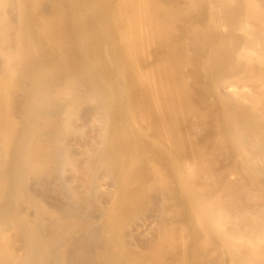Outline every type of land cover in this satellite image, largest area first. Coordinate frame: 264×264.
<instances>
[{
	"label": "bare ground",
	"instance_id": "1",
	"mask_svg": "<svg viewBox=\"0 0 264 264\" xmlns=\"http://www.w3.org/2000/svg\"><path fill=\"white\" fill-rule=\"evenodd\" d=\"M257 3L0 0V264H189L190 220L198 264H264V90H244L264 80ZM188 112L236 157L218 173L238 205L178 162Z\"/></svg>",
	"mask_w": 264,
	"mask_h": 264
},
{
	"label": "rangeland",
	"instance_id": "2",
	"mask_svg": "<svg viewBox=\"0 0 264 264\" xmlns=\"http://www.w3.org/2000/svg\"><path fill=\"white\" fill-rule=\"evenodd\" d=\"M257 4L264 5V0H257ZM200 15H204L206 9L201 5L199 8ZM239 9V4H236L232 9L225 12V15L235 12ZM261 16H264V9L260 12ZM192 75H195V71L192 70ZM195 81V80H194ZM201 82V81H196ZM244 90L246 92H261L264 90V80L255 88H250L245 86ZM214 101L210 95V91L204 87L196 85V93L193 96L192 100V110L202 111L207 110V106ZM181 127L186 135L187 139V148L186 150H180L176 153L177 160L180 164L184 162L186 164L187 173L196 172L199 170L200 166L205 170V175L207 172L211 178L204 177V183L207 186L208 192L212 195L219 196L224 198L228 195H233L236 199V205L239 204L240 200L244 198V190L240 183L234 182L232 187L229 188L223 183L222 178L218 173V168L222 170L228 164L236 162V157L225 149L224 143L221 141L215 140V132L213 128L209 127L203 123L201 116H195L192 112H188L182 120H180ZM198 145L200 152L190 150L188 145ZM201 155V156H200ZM200 160H204L207 164L205 166L200 165ZM260 196L259 192L254 193L253 198L249 200L250 205L258 204L257 198ZM219 198V199H220ZM185 226V225H184ZM220 227L225 229L231 228V222L226 218L221 220ZM186 231H188L187 243V261L189 264H198V257L200 255L199 246L196 244L194 236H191L190 233L194 230L198 232L197 225L193 220L187 221L185 226ZM242 247V244L239 245V249ZM124 255L128 257L129 261H134L137 264H146L145 257L142 253L137 251L134 255L128 254L126 249H124ZM163 264H175V259L172 255H169L165 258Z\"/></svg>",
	"mask_w": 264,
	"mask_h": 264
}]
</instances>
